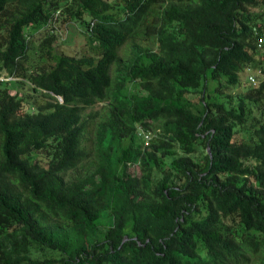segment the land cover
Segmentation results:
<instances>
[{
	"label": "trees",
	"instance_id": "obj_1",
	"mask_svg": "<svg viewBox=\"0 0 264 264\" xmlns=\"http://www.w3.org/2000/svg\"><path fill=\"white\" fill-rule=\"evenodd\" d=\"M263 9L0 0V264H264Z\"/></svg>",
	"mask_w": 264,
	"mask_h": 264
},
{
	"label": "rangeland",
	"instance_id": "obj_2",
	"mask_svg": "<svg viewBox=\"0 0 264 264\" xmlns=\"http://www.w3.org/2000/svg\"><path fill=\"white\" fill-rule=\"evenodd\" d=\"M257 11V10H255ZM263 14H264V9L262 10ZM47 30L48 29H45L41 34H37L36 35V39L37 38H40L41 36H44V34L46 35L47 34ZM49 31V30H48ZM80 31H81V28L80 27H77L76 24H70L68 25L67 27H63L62 29H56L55 30V33L57 34L56 35V39H55V42H54V47H55V50L57 52H65L67 54H78L79 52H83L86 50V42L84 40V38L82 36H80ZM38 43L35 42V47L36 49L38 48ZM126 48L122 49L121 52H120V55L123 56L125 55L124 53L126 52ZM43 61H40L39 59V56H38V53L35 54L34 51H31L30 52V61H29V64L32 65V66H35L36 64H42ZM254 68H256L257 66H253ZM245 73L243 74L242 73V79H245ZM21 92H27L28 89L26 87L22 88L20 90ZM101 104H97L94 108H93V111L96 112V111H100L101 109ZM137 167L135 165H132L130 168H129V171L132 172V173H136L137 172ZM109 219L107 218H104L101 220L100 224L101 225H106L107 224V221Z\"/></svg>",
	"mask_w": 264,
	"mask_h": 264
},
{
	"label": "built area",
	"instance_id": "obj_3",
	"mask_svg": "<svg viewBox=\"0 0 264 264\" xmlns=\"http://www.w3.org/2000/svg\"><path fill=\"white\" fill-rule=\"evenodd\" d=\"M263 43L262 39H259L258 40V46H260L261 44ZM259 73V72H258ZM248 79L251 83H256V75L253 73V74H250L248 75ZM6 80H10L9 78L5 77L4 75H0V81H6ZM142 136L145 140V143H147V141L149 140V135L148 134H144L142 133Z\"/></svg>",
	"mask_w": 264,
	"mask_h": 264
},
{
	"label": "water",
	"instance_id": "obj_4",
	"mask_svg": "<svg viewBox=\"0 0 264 264\" xmlns=\"http://www.w3.org/2000/svg\"><path fill=\"white\" fill-rule=\"evenodd\" d=\"M59 100L61 101V99L59 98ZM209 151V150H208ZM124 240H127V238H125Z\"/></svg>",
	"mask_w": 264,
	"mask_h": 264
}]
</instances>
